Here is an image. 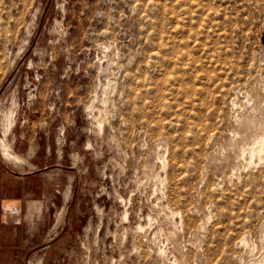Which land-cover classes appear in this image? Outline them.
Instances as JSON below:
<instances>
[{
  "label": "rangeland",
  "instance_id": "374dc122",
  "mask_svg": "<svg viewBox=\"0 0 264 264\" xmlns=\"http://www.w3.org/2000/svg\"><path fill=\"white\" fill-rule=\"evenodd\" d=\"M247 116L264 0H0V178L38 200L17 264H264Z\"/></svg>",
  "mask_w": 264,
  "mask_h": 264
},
{
  "label": "crops",
  "instance_id": "0c3cea01",
  "mask_svg": "<svg viewBox=\"0 0 264 264\" xmlns=\"http://www.w3.org/2000/svg\"><path fill=\"white\" fill-rule=\"evenodd\" d=\"M24 177H20L19 183ZM7 177L0 178V264H17L26 247V217L29 204L27 190L20 187L12 190L7 186Z\"/></svg>",
  "mask_w": 264,
  "mask_h": 264
},
{
  "label": "bare ground",
  "instance_id": "6f19581e",
  "mask_svg": "<svg viewBox=\"0 0 264 264\" xmlns=\"http://www.w3.org/2000/svg\"><path fill=\"white\" fill-rule=\"evenodd\" d=\"M240 124H241L242 129L246 133H249V132L252 133V136H251L252 139L251 140H252L253 145L251 146V148L249 147L251 158H252V156L254 157L255 155L263 154L264 153V136H263V134H264V120L259 119L255 116H247L241 120ZM0 144H1V148L3 150V154H4L5 158H7L8 160L9 159H18V154L12 150L10 144L5 139L1 138ZM251 161H253V160H251ZM250 165H252V164H250ZM244 244H247V243L244 242Z\"/></svg>",
  "mask_w": 264,
  "mask_h": 264
}]
</instances>
